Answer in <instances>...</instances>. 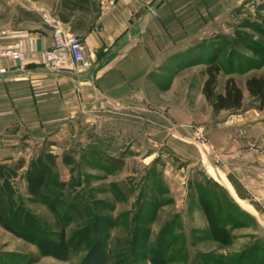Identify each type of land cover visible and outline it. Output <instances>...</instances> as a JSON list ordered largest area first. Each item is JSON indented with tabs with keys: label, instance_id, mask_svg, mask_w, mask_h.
<instances>
[{
	"label": "rangeland",
	"instance_id": "374dc122",
	"mask_svg": "<svg viewBox=\"0 0 264 264\" xmlns=\"http://www.w3.org/2000/svg\"><path fill=\"white\" fill-rule=\"evenodd\" d=\"M37 1L0 0V31ZM215 26V40L204 41L207 44L195 51L198 56L191 52L184 61H215L222 68L217 83L264 78V0H240L230 17ZM193 75L191 97L198 94L195 80L200 72ZM118 109L109 107L93 120H75L72 135L57 144L49 138L17 146L0 141V211L13 229L42 243H59L70 239L91 214L101 230L113 225L107 228L113 263L124 255L116 246L130 241L133 230L138 236L149 231L148 241L136 248L135 264H160L163 259L166 264H264V204L258 211L248 208L250 212L239 207L205 171L196 165L185 168L184 157L172 148L191 144L189 137L203 128L207 152L191 145L223 164L208 132L211 125H180L171 133L169 123L148 105L128 113ZM250 120L259 127L264 114ZM31 171L48 177L38 197L27 191ZM7 233L12 242L6 250L13 251V264H81L89 251L81 248L60 260L47 255V246L41 255L32 242Z\"/></svg>",
	"mask_w": 264,
	"mask_h": 264
},
{
	"label": "crops",
	"instance_id": "0c3cea01",
	"mask_svg": "<svg viewBox=\"0 0 264 264\" xmlns=\"http://www.w3.org/2000/svg\"><path fill=\"white\" fill-rule=\"evenodd\" d=\"M100 1L38 0L2 29L9 31L3 48L20 51L24 61L0 60V141L17 146L49 138L57 144L72 135V123L82 116L93 120L109 107L128 113L148 105L169 123L171 133L180 125L210 124L208 132L223 164L216 165L188 143L173 144V150L184 157L185 168L196 165L205 171L239 207L248 212L262 208L264 121L257 127L250 118L264 114V98L247 89L249 80L262 77L235 82L242 92L241 106L215 111L203 92L208 64L197 57V64L185 62L204 41L215 40V25L229 18L240 0H118L106 17L101 16ZM56 29L85 43L88 69H42V53L51 48ZM194 72H200V79L197 75L198 94L191 97ZM228 80L217 83L216 95H224ZM3 230L0 249L6 248L0 250V264H13V251L6 250L11 235Z\"/></svg>",
	"mask_w": 264,
	"mask_h": 264
},
{
	"label": "trees",
	"instance_id": "16d2710c",
	"mask_svg": "<svg viewBox=\"0 0 264 264\" xmlns=\"http://www.w3.org/2000/svg\"><path fill=\"white\" fill-rule=\"evenodd\" d=\"M212 60H214V57H212ZM196 64L198 62H195ZM194 63V64H195ZM222 72V68L220 65H218L215 61L212 63H209L206 74L208 76L207 81L204 85V95L206 97V100L208 103H210L214 110L217 111L219 109L224 108H239L241 106L242 101V92L237 87L235 81L233 79H229L226 82L225 86V93L224 95H216L215 94V88L217 86V78L219 74ZM247 89L251 96L254 97H260L262 100L264 98V78H253L247 82ZM27 191L28 194L32 197H38L41 195L43 190L48 185V177L46 174H38V173H28L27 175ZM75 204V203H74ZM92 206V205H91ZM90 211L93 207H90ZM88 212L89 208H87ZM92 212V211H91ZM19 215V214H15ZM91 215V214H90ZM89 215V219L79 225L77 231L73 233L72 237L70 239L62 238V240L59 243H54L53 241L49 240H43V243L37 239V237H33L30 239L29 237L25 235L18 234L13 227L11 226V223L6 218V214H3L0 211V227L4 229L5 231L14 234L23 240L30 241L33 244H35L39 250L41 255L44 254L45 248L49 249L51 255L53 257H56L60 260H67L72 255V253L80 252L81 248L89 249L87 256L82 260L81 264H135V252L136 248L139 244H145L148 241L149 231L143 233L142 235L138 236L136 234V231L132 232V239L128 242H125L123 244H118L116 247L119 248L122 247V249H119L122 254H124L122 257L118 256V262L113 263L112 262V253L107 251L108 241H109V235H107V228L110 229L113 227V225H110L109 223L104 225L105 230H101L100 226H97L98 224H94L91 221V216ZM26 216V215H25ZM101 232V236L99 235ZM89 235L91 236L89 240ZM100 238L101 240H99ZM125 247V249H123ZM57 250V251H56ZM125 252V253H123ZM120 257V258H119ZM148 259V258H147ZM149 261H154L150 258ZM154 264V263H152ZM160 264H166L164 262V259L162 263Z\"/></svg>",
	"mask_w": 264,
	"mask_h": 264
},
{
	"label": "built area",
	"instance_id": "2783aa9c",
	"mask_svg": "<svg viewBox=\"0 0 264 264\" xmlns=\"http://www.w3.org/2000/svg\"><path fill=\"white\" fill-rule=\"evenodd\" d=\"M118 0H101L100 12L102 17H106L115 7ZM9 31H0V60L22 63L23 54L18 50H7L3 48V39ZM52 46L48 51L42 53V69L47 73L77 72L88 69L91 66L90 59L86 55L85 43L75 38L68 31L56 29L52 33ZM4 73L5 71H1ZM204 129L197 128L189 137L191 144L207 152L204 141ZM215 164H217L215 162Z\"/></svg>",
	"mask_w": 264,
	"mask_h": 264
}]
</instances>
